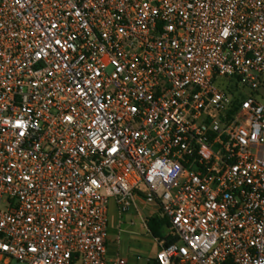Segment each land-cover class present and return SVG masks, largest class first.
I'll list each match as a JSON object with an SVG mask.
<instances>
[{
  "label": "built area",
  "instance_id": "2783aa9c",
  "mask_svg": "<svg viewBox=\"0 0 264 264\" xmlns=\"http://www.w3.org/2000/svg\"><path fill=\"white\" fill-rule=\"evenodd\" d=\"M111 201L174 240L110 257ZM13 259L264 264V0H0Z\"/></svg>",
  "mask_w": 264,
  "mask_h": 264
},
{
  "label": "rangeland",
  "instance_id": "374dc122",
  "mask_svg": "<svg viewBox=\"0 0 264 264\" xmlns=\"http://www.w3.org/2000/svg\"><path fill=\"white\" fill-rule=\"evenodd\" d=\"M141 188L144 190V186ZM109 256L114 257L117 253L121 255H133L141 254L143 256L152 255L157 249L158 243L154 239L155 237L142 226V221L139 214L136 211L124 215V223L121 225L123 231L119 232V214L115 208V204L111 201L109 205ZM142 213H149L154 207L146 205L144 202L141 205ZM131 219L135 222L132 224ZM168 233L171 230L167 231ZM120 234V241L117 240ZM158 238V237H156ZM159 241H163L158 238ZM11 264H26L16 259L11 261Z\"/></svg>",
  "mask_w": 264,
  "mask_h": 264
},
{
  "label": "trees",
  "instance_id": "16d2710c",
  "mask_svg": "<svg viewBox=\"0 0 264 264\" xmlns=\"http://www.w3.org/2000/svg\"><path fill=\"white\" fill-rule=\"evenodd\" d=\"M147 222L150 233L153 237L162 239L166 244L174 240L172 236L171 223L169 219L164 216L161 211L147 216ZM171 230V232H167ZM229 264H232L231 262Z\"/></svg>",
  "mask_w": 264,
  "mask_h": 264
},
{
  "label": "crops",
  "instance_id": "0c3cea01",
  "mask_svg": "<svg viewBox=\"0 0 264 264\" xmlns=\"http://www.w3.org/2000/svg\"><path fill=\"white\" fill-rule=\"evenodd\" d=\"M115 208H116V206H115ZM116 210H117V208H116ZM118 212V211H117ZM111 257V256H110Z\"/></svg>",
  "mask_w": 264,
  "mask_h": 264
}]
</instances>
